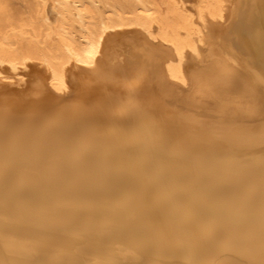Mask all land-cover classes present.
<instances>
[{
	"label": "bare ground",
	"instance_id": "1",
	"mask_svg": "<svg viewBox=\"0 0 264 264\" xmlns=\"http://www.w3.org/2000/svg\"><path fill=\"white\" fill-rule=\"evenodd\" d=\"M25 1L0 264H264V0Z\"/></svg>",
	"mask_w": 264,
	"mask_h": 264
},
{
	"label": "rangeland",
	"instance_id": "2",
	"mask_svg": "<svg viewBox=\"0 0 264 264\" xmlns=\"http://www.w3.org/2000/svg\"><path fill=\"white\" fill-rule=\"evenodd\" d=\"M29 2L32 1V0H28ZM26 2L25 0H12V3L13 5H15L17 8H25V5H26ZM48 8H51L50 6H48ZM51 15L54 14V12H50ZM181 95H186V93L182 92L179 94V96ZM185 97H183V99H181L182 101H184Z\"/></svg>",
	"mask_w": 264,
	"mask_h": 264
}]
</instances>
